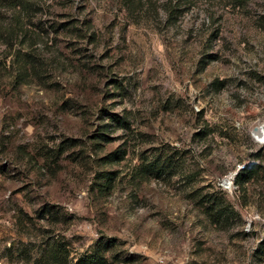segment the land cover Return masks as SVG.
<instances>
[{
	"label": "rangeland",
	"instance_id": "1",
	"mask_svg": "<svg viewBox=\"0 0 264 264\" xmlns=\"http://www.w3.org/2000/svg\"><path fill=\"white\" fill-rule=\"evenodd\" d=\"M0 3V264H264V0Z\"/></svg>",
	"mask_w": 264,
	"mask_h": 264
},
{
	"label": "trees",
	"instance_id": "2",
	"mask_svg": "<svg viewBox=\"0 0 264 264\" xmlns=\"http://www.w3.org/2000/svg\"><path fill=\"white\" fill-rule=\"evenodd\" d=\"M2 1V0H0ZM16 1V0H12ZM127 0H125L126 2ZM0 5H2L0 3ZM240 174V173H239ZM238 174L236 176V180L238 178ZM113 243L109 240L103 241L101 239L97 240L95 244L91 245L89 249L85 251V253L81 254L75 264H111L109 261L108 253H110ZM50 246L55 248L50 255L56 258L58 257V251L61 249L60 246H63L59 240L55 239ZM65 248V246L63 247Z\"/></svg>",
	"mask_w": 264,
	"mask_h": 264
},
{
	"label": "built area",
	"instance_id": "3",
	"mask_svg": "<svg viewBox=\"0 0 264 264\" xmlns=\"http://www.w3.org/2000/svg\"><path fill=\"white\" fill-rule=\"evenodd\" d=\"M260 131H258V133H260ZM245 166V164L242 162V163H239V164H236V166L227 172V174L224 175V182L228 183V186L232 185L235 181V178L237 176V174L240 172L241 169H243V167Z\"/></svg>",
	"mask_w": 264,
	"mask_h": 264
}]
</instances>
